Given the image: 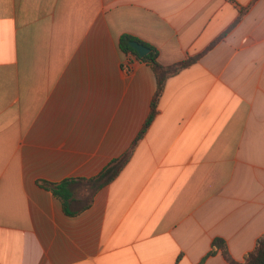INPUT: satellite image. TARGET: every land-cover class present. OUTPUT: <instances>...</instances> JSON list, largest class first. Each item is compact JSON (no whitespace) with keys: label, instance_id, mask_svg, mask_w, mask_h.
Segmentation results:
<instances>
[{"label":"crops","instance_id":"0c3cea01","mask_svg":"<svg viewBox=\"0 0 264 264\" xmlns=\"http://www.w3.org/2000/svg\"><path fill=\"white\" fill-rule=\"evenodd\" d=\"M123 35L200 59L104 186L157 91ZM263 235L264 0H0V264L242 263Z\"/></svg>","mask_w":264,"mask_h":264},{"label":"trees","instance_id":"16d2710c","mask_svg":"<svg viewBox=\"0 0 264 264\" xmlns=\"http://www.w3.org/2000/svg\"><path fill=\"white\" fill-rule=\"evenodd\" d=\"M131 42H138L140 44H143L148 47L151 52L146 57L141 59L138 53L131 47ZM119 45L121 51L124 54L135 55L136 57L140 58L143 62L151 66L152 70L156 75L157 91L152 100L150 115L131 148L119 158L112 160L96 178L89 180V182H100L104 186L113 182L120 175V173L131 160V157L133 156L139 141L144 138V136L150 129L152 123L158 115L159 103L163 96L168 80L178 75L182 70L190 67L200 59V56H198L194 58H189L172 66H165L160 63L159 52L156 48L149 44H146L145 42L133 36L123 35L120 39ZM74 183L75 180H66L60 184H50L48 182H41V185L42 187L51 190L54 195L58 197L63 203L66 213L71 214L69 212V205L74 200V195L70 189V186ZM219 251L222 252L224 258L230 264H264V235L258 240L254 251L247 254L245 256L244 262L242 263H238L232 258L228 250L227 244L224 240L215 239L212 243V250L202 260L200 264H204L209 257L216 255Z\"/></svg>","mask_w":264,"mask_h":264},{"label":"water","instance_id":"95a60500","mask_svg":"<svg viewBox=\"0 0 264 264\" xmlns=\"http://www.w3.org/2000/svg\"><path fill=\"white\" fill-rule=\"evenodd\" d=\"M130 45L138 53L141 59L146 57L151 52L148 47L138 42H131Z\"/></svg>","mask_w":264,"mask_h":264}]
</instances>
